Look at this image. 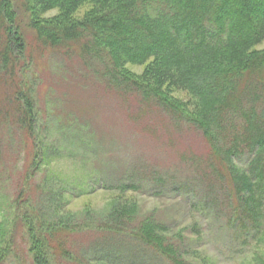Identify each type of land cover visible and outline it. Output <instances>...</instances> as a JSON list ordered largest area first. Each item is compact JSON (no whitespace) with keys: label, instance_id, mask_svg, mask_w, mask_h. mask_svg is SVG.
Instances as JSON below:
<instances>
[{"label":"trees","instance_id":"1","mask_svg":"<svg viewBox=\"0 0 264 264\" xmlns=\"http://www.w3.org/2000/svg\"><path fill=\"white\" fill-rule=\"evenodd\" d=\"M87 2L93 7L85 17L74 16ZM55 8L56 16L43 17ZM263 40L264 0H0V177L22 144L30 146L26 174L0 221V263H21L18 231L31 264H148L152 255L161 264H211L196 247L195 221L177 231L156 208L123 199H113L105 212L64 209L66 195L95 189L62 186L65 180L49 168L59 150L37 125L29 67L54 55L82 86L97 82L152 104L209 148L208 156L183 157L192 167L185 178L140 164L115 186L100 176L101 188L155 197L181 192L236 232L238 246L253 242L257 252L243 264H264V48L256 49ZM127 63L146 67L135 74ZM82 234L86 240L79 241ZM128 252L140 261L124 260Z\"/></svg>","mask_w":264,"mask_h":264},{"label":"rangeland","instance_id":"2","mask_svg":"<svg viewBox=\"0 0 264 264\" xmlns=\"http://www.w3.org/2000/svg\"><path fill=\"white\" fill-rule=\"evenodd\" d=\"M92 7L93 4L87 2L78 8L74 16L83 18ZM58 13L59 9L55 8L44 13L43 17L51 19ZM25 34L31 50L35 40L31 38L28 27ZM263 48L264 40L256 46V49ZM38 62L40 66L32 63L29 67V85L36 88L33 94L39 115L37 125L46 144L59 150L52 155L49 168L65 180L62 186L69 188L84 185L95 189L78 197L66 195L64 209L67 212L81 213L87 209L105 212L113 199L137 201L145 211L156 208L163 219L178 226L177 231L186 229L192 221L198 223L196 226H200V233L196 235V247L202 250L211 264L250 262L252 255L257 252L252 250L253 242L244 248L238 246L239 236L236 232L228 229L222 220L214 218L211 213H201L197 204L193 205L181 192H169L155 197L148 193L104 189L99 185L100 176L104 175L105 183L115 186L122 173L140 164L145 167L151 165L163 175L185 178L191 173L192 167L186 162L189 156H184L210 154L199 135L187 132L185 126L176 127L156 106L141 105L133 96L123 98L105 86L100 87L97 82L91 87L82 86L78 80L69 77L72 73L67 70L69 67H63L61 60L54 55L43 57ZM145 67L134 63L125 65L126 69L135 74H142ZM174 95L180 102L187 101L185 92L175 91ZM23 144L22 150L16 144L21 152L15 154V161L10 158L6 161L4 167L7 169L3 168L5 173L0 177V221L8 209L7 204L18 193L21 178L26 174L29 161L26 154L30 146ZM50 170L39 171L31 183H35ZM15 233L18 235L15 241L21 263L9 258L0 264H31L21 233ZM75 238L77 242L84 241L86 235L82 234L79 241L77 236ZM126 255H123L124 260L129 258L133 262L140 261L134 252ZM148 264H161V261L152 255Z\"/></svg>","mask_w":264,"mask_h":264}]
</instances>
